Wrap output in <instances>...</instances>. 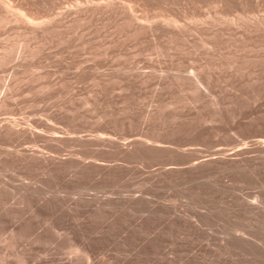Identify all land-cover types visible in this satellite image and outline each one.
<instances>
[{"label": "rangeland", "instance_id": "1", "mask_svg": "<svg viewBox=\"0 0 264 264\" xmlns=\"http://www.w3.org/2000/svg\"><path fill=\"white\" fill-rule=\"evenodd\" d=\"M10 1L0 264H264V0Z\"/></svg>", "mask_w": 264, "mask_h": 264}, {"label": "bare ground", "instance_id": "2", "mask_svg": "<svg viewBox=\"0 0 264 264\" xmlns=\"http://www.w3.org/2000/svg\"><path fill=\"white\" fill-rule=\"evenodd\" d=\"M5 1H7V0H5ZM4 0H0V25L1 24H5V26H10V25H8V24H10V23H16V26H20L21 24H22V26L21 27H23V31L25 32V33H27V34H31V36H35V35H37L39 32H43V30H44V28H42V26L44 27V22H42V20L41 19H39L38 18V16H37V18L35 17V15L33 14H31L32 16H33V18H32V16L30 15V13H32V11H31V9H30V11L31 12H29V14H27L28 13V11H27V13H24V12H26V11H24L23 9H22V11L20 10L19 11V9H18V11L17 10H14L13 11V9L11 10L10 8H11V6L12 7H14L13 5H11V1L10 0H8V1H10L9 3H10V5L8 6V4L6 5V3L7 2H5ZM109 1V0H108ZM110 2H112V1H110ZM110 2H108V5H107V3H106V5L103 3V5L105 6V9H106V7L107 6H110ZM113 3H115V2H113ZM13 4V3H12ZM101 4V3H100ZM100 4H97V7L100 5ZM116 4V3H115ZM122 4V3H121ZM93 5H95L94 3H93ZM103 5H100V6H103ZM113 4H111V6H112ZM8 6V7H7ZM90 6H92V5H90ZM99 6V7H100ZM115 6V5H114ZM117 6V5H116ZM128 5H126L125 4V6L124 7H127ZM10 7V8H9ZM19 7V6H18ZM78 7V6H77ZM97 7L95 6V8L97 9ZM98 7V8H99ZM17 7H16V5H15V9H16ZM23 8V7H22ZM81 8H82V6H81ZM80 8V10L82 11L83 9H81ZM85 8V7H84ZM87 8H90V7H87ZM94 8V7H93ZM94 8V9H95ZM108 8H112V7H108ZM113 8H115L116 9V7H113ZM21 9V8H20ZM25 9V8H24ZM92 9V8H91ZM95 9V10H96ZM120 9V8H119ZM123 9V8H122ZM128 9H130V8H128ZM101 10V9H100ZM103 10V9H102ZM110 10V9H109ZM109 10H107V11H109ZM76 11V10H75ZM92 10H90V12H91ZM97 11V10H96ZM124 11V10H123ZM80 12V11H79ZM98 12V11H97ZM132 11H129V13H126V12H124V14L126 13V14H131V15H128V17H127V15H126V20H128V25H129V23H131V24H133L135 21H136V18L137 17H135V16H133V14L131 13ZM84 13H87V12H85L84 11ZM93 13H95V11H93ZM135 15V14H134ZM35 18V19H34ZM37 19V20H36ZM40 20V21H39ZM35 21H39L38 23L37 22H35ZM171 21H173L172 19H171ZM171 21H168V22H171ZM175 21V20H174ZM173 21V22H174ZM46 22V21H45ZM163 22H167V21H163ZM167 22V23H168ZM173 22H171V23H173ZM176 22V21H175ZM41 23H43V25L41 26ZM137 23H139V22H137ZM164 23V24H165ZM7 24V25H6ZM13 24H12V26H13ZM18 24V25H17ZM126 24V23H125ZM134 24H136V23H134ZM151 24V23H150ZM259 24H264V20H263V22L260 20V22H259ZM46 25V24H45ZM139 25H143V24H139ZM167 25V24H166ZM168 25H170L169 23H168ZM168 25H167V27H168ZM173 25H175V24H173ZM173 25H171V26H173ZM3 26V25H2ZM4 26V27H5ZM18 26V27H19ZM130 26V25H129ZM141 26H139L138 28H141ZM170 26V27H171ZM177 27L178 26H180V25H176ZM20 27V28H21ZM144 27H146V26H144ZM147 27H149L148 25H147ZM153 27V26H152ZM169 27V28H170ZM175 27V26H174ZM46 28V27H45ZM136 28V27H135ZM135 28H134V30H135ZM150 29H151V27H149ZM143 29V28H142ZM179 29V28H178ZM180 29H181V27H180ZM183 29V28H182ZM21 30V29H20ZM140 30V29H139ZM152 30V29H151ZM184 30V29H183ZM137 31V30H136ZM23 32V33H24ZM134 32V31H133ZM181 32V31H180ZM13 48V47H12ZM7 49V51L4 49V51L3 52H7L8 53V51H10L11 52V50H9L8 48H6ZM7 53H6V55H7ZM5 54H3L2 56L3 57H1L0 56V63H2V62H4L5 63V61L7 62L8 61V57L5 55ZM11 57V55H10V53H9V58ZM15 122H17V121H13V122H10L11 124H8V125H6V126H4V128L6 129V130H8V132L10 131V132H13V131H15V130H18V128L19 129H22L23 127H18V126H20V123L18 124V123H15ZM6 124V123H5ZM18 125V126H17ZM2 126H0V128H1ZM18 127V128H17ZM101 140V139H100ZM137 142V141H136ZM255 142H257L256 144H257V148H258V150H264V140H257V141H255ZM23 151V150H22ZM242 152H244L243 150H242ZM245 153V152H244ZM234 154V153H233ZM237 154V153H236ZM241 154V153H240ZM235 155V154H234ZM238 155V154H237ZM44 156V155H43ZM44 157H46V156H44ZM44 159V158H43ZM47 158H45V160H46ZM232 159V158H231ZM214 160V159H213ZM210 161H211V159H210ZM135 203V202H134ZM227 243H229V242H227ZM220 245V244H219ZM226 247V246H225ZM224 247V248H225ZM231 250V249H230ZM75 251V250H74ZM73 255V254H72ZM74 256V255H73ZM89 257V256H88ZM75 258V257H74ZM90 259V258H89ZM79 261V260H78ZM87 261H89L88 259H87ZM77 262V261H76ZM78 263V262H77ZM86 263V262H85ZM87 264H90V263H87Z\"/></svg>", "mask_w": 264, "mask_h": 264}]
</instances>
